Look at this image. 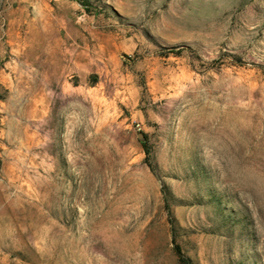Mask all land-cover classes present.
Returning <instances> with one entry per match:
<instances>
[{
	"label": "rangeland",
	"instance_id": "rangeland-1",
	"mask_svg": "<svg viewBox=\"0 0 264 264\" xmlns=\"http://www.w3.org/2000/svg\"><path fill=\"white\" fill-rule=\"evenodd\" d=\"M0 264H264V0H0Z\"/></svg>",
	"mask_w": 264,
	"mask_h": 264
},
{
	"label": "trees",
	"instance_id": "trees-1",
	"mask_svg": "<svg viewBox=\"0 0 264 264\" xmlns=\"http://www.w3.org/2000/svg\"><path fill=\"white\" fill-rule=\"evenodd\" d=\"M145 138H146V137H145ZM148 154H149V153L147 152V155H148ZM174 251H175V253L177 254V256H179L180 258L182 257L181 248H180V246H179L178 244H175Z\"/></svg>",
	"mask_w": 264,
	"mask_h": 264
}]
</instances>
